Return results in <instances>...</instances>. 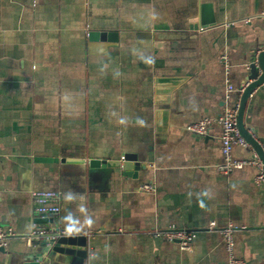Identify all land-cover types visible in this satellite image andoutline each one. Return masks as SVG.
Here are the masks:
<instances>
[{
	"label": "crops",
	"instance_id": "crops-1",
	"mask_svg": "<svg viewBox=\"0 0 264 264\" xmlns=\"http://www.w3.org/2000/svg\"><path fill=\"white\" fill-rule=\"evenodd\" d=\"M261 50L264 0H0V224L17 233L0 264L26 263L38 190L58 194L60 212L42 225L51 232L68 235L63 218L83 223L87 208L92 226L72 234L87 236L84 264H230L228 224L235 258L264 264L258 169L224 174L221 127L187 129L222 114L228 86L247 84ZM244 124L264 140V86ZM254 152L236 145L233 156ZM125 154L147 167L127 176L89 165ZM172 224L198 232L191 250L154 234ZM40 264L79 263L47 250Z\"/></svg>",
	"mask_w": 264,
	"mask_h": 264
},
{
	"label": "built area",
	"instance_id": "built-area-1",
	"mask_svg": "<svg viewBox=\"0 0 264 264\" xmlns=\"http://www.w3.org/2000/svg\"><path fill=\"white\" fill-rule=\"evenodd\" d=\"M223 59L226 61V56H223ZM250 82L251 81H248L245 86L239 89L229 85L225 95L226 107L222 114L217 118L205 117L197 122L189 124L187 129L190 133L203 137L209 133L210 128L214 124H218L221 127V152L223 155V163L219 166V169L224 174H230L234 170L244 168L246 165L255 166L258 169L255 176V183L256 185L261 186L264 185V161L259 155L254 152L252 157L246 160L236 159L233 156L234 147L236 145L243 147L251 146L242 136L238 127L241 96ZM234 93H237L236 98L233 96ZM154 188L155 187L152 184H145L142 186V189L145 191H153ZM33 197L36 202L37 213L53 216L60 212V207L58 205H52L58 197L56 192L38 190L33 192ZM216 227L217 223L212 221L209 226L210 230H213ZM234 230L235 227L233 224H228L221 229L226 248L230 254V264H245L242 260H239L234 256ZM37 234L36 231H33L27 236V239L32 242L39 238ZM56 234L63 233L58 231ZM154 234L157 237H162L170 242L177 243L181 250L185 251L192 249L193 243L198 237V232L186 228H180L175 224L170 225L166 230H157ZM16 235L17 233L13 228H6L0 224V247H7L10 240Z\"/></svg>",
	"mask_w": 264,
	"mask_h": 264
},
{
	"label": "water",
	"instance_id": "water-1",
	"mask_svg": "<svg viewBox=\"0 0 264 264\" xmlns=\"http://www.w3.org/2000/svg\"><path fill=\"white\" fill-rule=\"evenodd\" d=\"M202 25L204 27L214 25V18L212 15L209 19L203 18ZM90 40L97 39L99 34L96 32L90 33ZM256 61V62H255ZM255 61L250 65L251 75L248 81L250 84L244 90L240 100V110L238 114V127L242 136L254 148L259 157L264 161V140L263 138L255 137L244 124V114L248 105V101L253 92L264 85V50L258 52ZM261 72V73H260ZM42 161L56 162L58 159L42 158ZM69 162H80V160H68ZM91 168H119L124 175L134 176L140 169H145L146 163L138 160L136 154H125L121 160H107V159H93L90 160ZM34 219L38 228L36 231L39 238L33 240L31 245L26 249V263L25 264H40L43 254L47 250L67 253L73 255L76 263L84 264L88 257V239L84 234L79 235H65L51 232L50 228L42 225H48L53 222V217L46 214H39Z\"/></svg>",
	"mask_w": 264,
	"mask_h": 264
},
{
	"label": "clouds",
	"instance_id": "clouds-1",
	"mask_svg": "<svg viewBox=\"0 0 264 264\" xmlns=\"http://www.w3.org/2000/svg\"><path fill=\"white\" fill-rule=\"evenodd\" d=\"M146 62L151 63L152 61L149 58ZM119 122L121 124H124V123H126V119H121ZM141 123H142V121H141ZM74 199H75V197H74V195L71 192H69V193H67L65 195V200L66 201H72ZM79 212L82 213V214H84V221H83V223H81V221L79 219H74L73 218V214L71 212H69L63 218L64 221H65V223H66V233L68 235H72V234H75V233H79L84 226L91 227L92 224H93V220L91 219V217H89L87 215V208L84 205H81L79 207Z\"/></svg>",
	"mask_w": 264,
	"mask_h": 264
}]
</instances>
